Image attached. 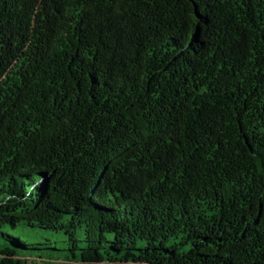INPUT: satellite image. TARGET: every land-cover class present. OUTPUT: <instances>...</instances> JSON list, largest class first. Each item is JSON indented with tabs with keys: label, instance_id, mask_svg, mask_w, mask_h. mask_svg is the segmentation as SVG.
Returning a JSON list of instances; mask_svg holds the SVG:
<instances>
[{
	"label": "trees",
	"instance_id": "16d2710c",
	"mask_svg": "<svg viewBox=\"0 0 264 264\" xmlns=\"http://www.w3.org/2000/svg\"><path fill=\"white\" fill-rule=\"evenodd\" d=\"M264 264V0H0V264Z\"/></svg>",
	"mask_w": 264,
	"mask_h": 264
},
{
	"label": "rangeland",
	"instance_id": "374dc122",
	"mask_svg": "<svg viewBox=\"0 0 264 264\" xmlns=\"http://www.w3.org/2000/svg\"><path fill=\"white\" fill-rule=\"evenodd\" d=\"M49 239L54 243L58 250H53L49 252V250H40L35 254L32 253L28 255V258L31 259V264H55L57 257H64L67 253L65 247H67V243L64 241L63 235L59 233H54L53 235H48Z\"/></svg>",
	"mask_w": 264,
	"mask_h": 264
}]
</instances>
